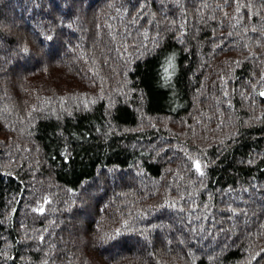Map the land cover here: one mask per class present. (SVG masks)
<instances>
[{"label": "trees", "instance_id": "obj_1", "mask_svg": "<svg viewBox=\"0 0 264 264\" xmlns=\"http://www.w3.org/2000/svg\"><path fill=\"white\" fill-rule=\"evenodd\" d=\"M261 93L264 0H0V264H264Z\"/></svg>", "mask_w": 264, "mask_h": 264}, {"label": "rangeland", "instance_id": "obj_2", "mask_svg": "<svg viewBox=\"0 0 264 264\" xmlns=\"http://www.w3.org/2000/svg\"><path fill=\"white\" fill-rule=\"evenodd\" d=\"M113 43H115V42H113ZM88 209V208H87ZM86 212L87 213H85V211L84 212H82L81 214H80V217H82V218H86L87 216H88V211L86 210Z\"/></svg>", "mask_w": 264, "mask_h": 264}, {"label": "snow or ice", "instance_id": "obj_3", "mask_svg": "<svg viewBox=\"0 0 264 264\" xmlns=\"http://www.w3.org/2000/svg\"><path fill=\"white\" fill-rule=\"evenodd\" d=\"M261 95H264V93H261ZM197 171H199V165H197Z\"/></svg>", "mask_w": 264, "mask_h": 264}]
</instances>
